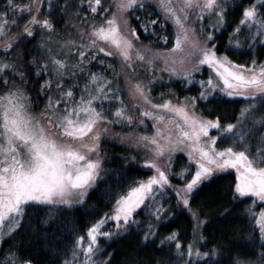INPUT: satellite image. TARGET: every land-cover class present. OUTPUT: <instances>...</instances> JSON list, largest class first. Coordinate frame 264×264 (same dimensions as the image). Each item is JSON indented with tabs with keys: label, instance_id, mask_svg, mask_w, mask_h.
Instances as JSON below:
<instances>
[{
	"label": "snow or ice",
	"instance_id": "1",
	"mask_svg": "<svg viewBox=\"0 0 264 264\" xmlns=\"http://www.w3.org/2000/svg\"><path fill=\"white\" fill-rule=\"evenodd\" d=\"M232 7L231 0L0 2V264H41L31 240L21 239L26 231L47 246L52 264H113L109 242L132 235L170 258L141 264H264V60L255 56L264 48V0L236 5L235 23ZM228 27V46L251 51L250 61L218 51L217 35ZM34 39L39 55L25 47ZM93 62L103 70L93 71ZM204 66L209 74L198 79ZM161 73L198 84L197 95L169 88L154 97ZM236 97L246 102L231 121L208 107L238 104L228 99ZM218 137L226 146H216ZM105 139L130 149L122 166L141 155L153 174L114 193ZM177 150L191 166L173 173ZM229 169L235 179L218 194L216 215L247 221L248 230L212 241L211 221L191 206V194ZM100 185L112 207L80 233L62 217ZM172 199L192 217L184 239L177 229L159 232Z\"/></svg>",
	"mask_w": 264,
	"mask_h": 264
},
{
	"label": "trees",
	"instance_id": "2",
	"mask_svg": "<svg viewBox=\"0 0 264 264\" xmlns=\"http://www.w3.org/2000/svg\"><path fill=\"white\" fill-rule=\"evenodd\" d=\"M2 2V0H0ZM233 7L230 8L228 13L229 21L235 23L238 17L241 15L240 9L236 7L238 4H247L248 0H231ZM105 6H108V0H104ZM86 8H82V11H86ZM26 18V17H25ZM99 19V17H97ZM23 21H21L22 23ZM60 26L59 24L57 25ZM232 31L231 27H228L226 30H222L217 35V49L220 52H227V54L235 60L237 63H246L251 60L253 53L249 50L240 49L239 51H233L228 46V33ZM38 38V37H37ZM145 38V42H147ZM36 40H30L26 45V49H31L33 55H39V49L35 47ZM161 46V45H157ZM255 56L258 60H264V48L257 47L255 50ZM116 64L118 60L112 59ZM93 71H102L103 68L99 67L95 62L92 66ZM31 88V81H30ZM161 91H167V89H174L175 92L180 97L186 95H197L199 91V85L193 84L191 86H184L183 81L181 80H171L165 81L162 85L158 86ZM154 95L158 94V90L153 92ZM239 100L238 104H228V105H210L208 107L212 108L213 114H218L221 116L222 121H231L234 119L236 113L239 110L241 104L245 103L244 98H228ZM201 108H205L203 103L200 104ZM207 114V111L205 112ZM151 130V126H149ZM116 131H121L120 128H116ZM123 131L127 132L129 129L124 128ZM143 131V129H141ZM102 145L104 151L107 152L110 162L105 164V167L110 171L108 184L113 186V192L123 193L130 186L131 182L136 179H145L147 176L153 174V170L145 166L142 163L141 155H137L136 161H129L127 165L122 166L121 155L127 156L130 149L127 148V145H123L116 140H102ZM133 154H136L133 152ZM231 174H220L219 178L214 179L211 184H204L200 186L192 195H191V206L197 208L201 211V214L206 216L211 223L205 226V235L208 236L209 240H216L222 234L230 235L233 229H239V233H244L248 230L247 221H231L225 222L221 221L216 215V207L218 204L217 196L220 192L227 191V189L234 182L235 176L234 172L230 171ZM119 173H124L125 175L118 176ZM117 180L121 181L117 183ZM173 180L180 182L173 178ZM104 185L90 193L89 200L86 205L79 206L73 209L71 212L66 213L62 220H67L69 223L74 222L76 228L80 233H83L87 227L90 226L92 222L99 219L105 212H108L112 203L109 202L111 197L105 196L104 194ZM171 206V211L173 215L165 223V225L159 228L161 234H167L172 229L179 230L181 238L184 239L191 232L192 228V217L187 209L178 207L176 205L175 199H172L169 202ZM258 210V209H257ZM144 218L143 216L141 217ZM112 225L108 224L105 226V230L110 228ZM215 229V234L212 233V230ZM223 229V232L221 231ZM61 235L60 243H66L69 240L67 233H58ZM237 238H240L238 236ZM21 239L31 240L32 247L29 251L34 252L38 256L41 264H52L54 257L48 251L47 246L32 236L30 231H26V234L21 237ZM103 243V240L101 241ZM228 243V240L224 241ZM109 251H113V264H141L143 261L150 260L152 256H160L164 259H170L167 255V250L161 252L155 248H143L140 238L137 235L125 236L123 239H118L116 241L109 242Z\"/></svg>",
	"mask_w": 264,
	"mask_h": 264
},
{
	"label": "rangeland",
	"instance_id": "3",
	"mask_svg": "<svg viewBox=\"0 0 264 264\" xmlns=\"http://www.w3.org/2000/svg\"><path fill=\"white\" fill-rule=\"evenodd\" d=\"M116 60H118V59H116ZM111 62H112L113 64H116V63L113 62V61H111ZM117 64H118V63H117ZM209 71H210V69L208 68V66H204L203 71L198 75L197 78H198V79H206L207 76H208V74H209ZM141 75H144L143 72L141 73ZM160 75H162V76L164 77V79H163L162 81H156V82L154 83L153 91H152V95H153L154 97L157 96L158 94H157V95H154L153 92H155V91H157V90H158V93L162 92L161 90H159L160 88H158V86L162 85V83L165 82V81H169L166 73H161ZM144 78L147 79L148 77L145 76ZM172 80H181V79L178 78V77H174ZM181 81H182V80H181ZM188 86H191V85H188ZM236 98H240V97H236ZM209 135H217V133H216V131L213 129V130H210ZM216 146H217L218 148H220V147H224V146H226V143H225L220 137H218ZM144 165H145V164H144ZM145 166L150 167L149 165H145ZM190 166H191V165H190V161H189V158H188L187 152H185V151H181V150H177V152H175L174 155H173V160H172V164H171V170H172V172L175 173V172L180 171L181 168H184V167H190ZM152 170H153V169H152ZM229 170L232 171V172H234V170H232V169H229ZM229 170H228V171H229ZM191 171L194 172V171H195V168H194V167H191ZM153 172H154V170H153ZM170 178H171L172 180H173V178L176 179V180H179L180 182H177V181L173 180V183H175V184H177V185H179V184L182 182V180H181L180 177H170ZM186 178L190 179V177H186ZM195 191H196V190H194L193 193H194ZM193 193H192V194H193ZM192 194H191V195H192ZM261 206H264V205H261Z\"/></svg>",
	"mask_w": 264,
	"mask_h": 264
}]
</instances>
